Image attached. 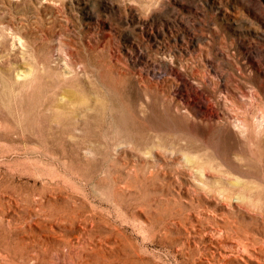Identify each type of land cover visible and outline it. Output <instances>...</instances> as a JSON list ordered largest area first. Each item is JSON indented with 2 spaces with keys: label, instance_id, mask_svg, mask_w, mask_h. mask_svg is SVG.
Masks as SVG:
<instances>
[{
  "label": "rangeland",
  "instance_id": "1",
  "mask_svg": "<svg viewBox=\"0 0 264 264\" xmlns=\"http://www.w3.org/2000/svg\"><path fill=\"white\" fill-rule=\"evenodd\" d=\"M224 259L264 264V0H0V264Z\"/></svg>",
  "mask_w": 264,
  "mask_h": 264
},
{
  "label": "bare ground",
  "instance_id": "2",
  "mask_svg": "<svg viewBox=\"0 0 264 264\" xmlns=\"http://www.w3.org/2000/svg\"><path fill=\"white\" fill-rule=\"evenodd\" d=\"M240 238H241V237H240ZM240 241H241V240H240ZM241 245H242V244H241ZM242 249H243V248H242ZM218 260L220 261V260H221V258L219 257V258H218ZM226 261H227V260H226V259H224V260H223V264H225V263H226Z\"/></svg>",
  "mask_w": 264,
  "mask_h": 264
}]
</instances>
